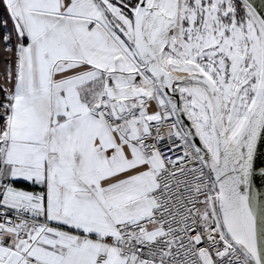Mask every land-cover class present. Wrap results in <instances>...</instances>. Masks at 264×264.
<instances>
[{"label": "snow or ice", "instance_id": "obj_1", "mask_svg": "<svg viewBox=\"0 0 264 264\" xmlns=\"http://www.w3.org/2000/svg\"><path fill=\"white\" fill-rule=\"evenodd\" d=\"M0 264H264V8L0 0Z\"/></svg>", "mask_w": 264, "mask_h": 264}, {"label": "water", "instance_id": "obj_2", "mask_svg": "<svg viewBox=\"0 0 264 264\" xmlns=\"http://www.w3.org/2000/svg\"><path fill=\"white\" fill-rule=\"evenodd\" d=\"M254 3L258 8H264V0H254Z\"/></svg>", "mask_w": 264, "mask_h": 264}]
</instances>
